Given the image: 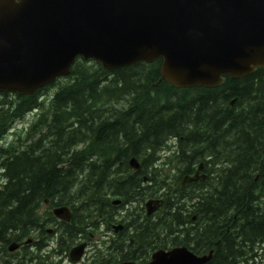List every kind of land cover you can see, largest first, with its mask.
<instances>
[{
  "label": "trees",
  "instance_id": "obj_1",
  "mask_svg": "<svg viewBox=\"0 0 264 264\" xmlns=\"http://www.w3.org/2000/svg\"><path fill=\"white\" fill-rule=\"evenodd\" d=\"M159 63L105 70L77 57L31 94L0 91V264H60L86 229L119 222L124 205L123 228L81 264L144 262L174 245L211 249L201 264H264V66L223 74L215 87L174 88ZM199 162L204 178L181 189ZM157 197L146 217L144 201ZM61 205L66 222L50 212ZM44 227L58 232L49 250ZM30 230L29 251L7 250Z\"/></svg>",
  "mask_w": 264,
  "mask_h": 264
},
{
  "label": "water",
  "instance_id": "obj_2",
  "mask_svg": "<svg viewBox=\"0 0 264 264\" xmlns=\"http://www.w3.org/2000/svg\"><path fill=\"white\" fill-rule=\"evenodd\" d=\"M76 56L103 69L160 58V79L174 88L215 87L222 74L264 66V0H0V91L31 94L66 75ZM129 163L138 167L134 157ZM201 168L180 182L202 180ZM160 203L146 200V215ZM51 210L69 216L65 206ZM82 248L73 246L69 258ZM209 256L180 245L120 264H201Z\"/></svg>",
  "mask_w": 264,
  "mask_h": 264
},
{
  "label": "bare ground",
  "instance_id": "obj_3",
  "mask_svg": "<svg viewBox=\"0 0 264 264\" xmlns=\"http://www.w3.org/2000/svg\"><path fill=\"white\" fill-rule=\"evenodd\" d=\"M73 63V62H72ZM8 92H11V91H8ZM15 93V92H14ZM166 141V140H165ZM168 141V140H167ZM164 144V143H163ZM166 145V144H165ZM168 145V144H167ZM164 146V145H163ZM169 148V147H168ZM167 149V148H166ZM164 150V149H163ZM162 150V151H163ZM157 153H159V152H157ZM166 153V152H165ZM161 154V153H160ZM158 155V154H157ZM166 158V157H165ZM165 162V161H164ZM163 163V162H162ZM165 164V163H164ZM163 165V164H162ZM128 166H130V163L128 162ZM132 168V167H131ZM133 169V168H132ZM136 169V168H135ZM164 169V168H163ZM162 169V170H163ZM173 169V168H172ZM174 170V169H173ZM176 174V173H175ZM188 174V173H187ZM187 174H185V175H187ZM178 175V174H177ZM189 175V174H188ZM190 175H192L191 173H190ZM184 176V175H183ZM182 176V177H183ZM181 177V178H182ZM180 178V179H181ZM149 199H153V198H149ZM159 199H161V198H159ZM146 200H148V199H146ZM145 200V201H146ZM144 201V202H145ZM119 202V200L117 199V198H114L113 200H112V203L113 204H117ZM143 203V202H142ZM161 203H162V200H161ZM161 203H160V205L154 210V211H152L149 215H146V213H144L145 214V216L146 217H148V216H151L152 215V213L153 212H155L160 206H161ZM64 206V205H63ZM126 206H128V205H126ZM53 207H58V206H53ZM143 207H144V204H143ZM126 210H128V209H126ZM144 212H145V207H144ZM118 213H119V211L117 212V214L115 215V217L117 218V220L119 221V223H118V225H120V228L116 231V232H118L119 230H121L122 228H123V222H121V215L122 214H120V215H118ZM69 217H70V215L67 217V219H61V218H56V220H58V221H64V222H66V221H68L69 220ZM41 220V219H40ZM53 228H54V226H53ZM44 229H45V233H46V235H48V234H50V232L52 231V228L50 229V228H47V227H44ZM86 231V235L85 236H79L78 238H79V240H89V238H90V235H92L91 234V230H88V229H86L85 230ZM32 230H30L29 231V234H27V235H25L24 237H22V238H20L18 241H15V240H12V241H10L11 243H13V244H15L16 246H18L19 248H20V250L23 248V251H26V249H27V247H31V246H33V244L38 240V238H37V235H38V233L36 232V230L35 231H33L32 233ZM57 234H58V232H54V233H52L51 234V236H53V243H54V245H57V241H56V239H57ZM44 237L42 238V240H46L47 241V238H45L46 236L45 235H43ZM48 236H50V235H48ZM47 236V237H48ZM50 242H52V241H50ZM81 244V242L80 241H77L76 242V244H75V246H79ZM10 244H8V246H9ZM8 246H7V249H8ZM175 246H180V245H174V246H170V247H168V248H158V249H162V250H164V249H171L172 247H175ZM155 250H157V249H155ZM154 250V251H155ZM153 252V251H152ZM152 252L149 254V258L148 259H150V255L152 254ZM211 252H212V250L211 249H209L206 253H208V254H211ZM124 261H128V262H131L130 260H124ZM124 261H118L116 264H120V263H123Z\"/></svg>",
  "mask_w": 264,
  "mask_h": 264
},
{
  "label": "rangeland",
  "instance_id": "obj_4",
  "mask_svg": "<svg viewBox=\"0 0 264 264\" xmlns=\"http://www.w3.org/2000/svg\"><path fill=\"white\" fill-rule=\"evenodd\" d=\"M88 64H92L93 65V63L92 62H87ZM29 118V117H28ZM27 118V119H28ZM16 124V127H21V126H23V125H25V123L24 122H15ZM132 208V205H128V206H126V205H124L121 209H118V211H119V213H118V215H120V214H122L126 209H128V210H130ZM100 229V230H99ZM98 229V232H96V233H98L97 235H99V236H107V235H111L112 234V231L111 230H109V229H107V230H104L105 228L103 227V226H101L100 228ZM33 231H35V230H32V232ZM31 232V233H32ZM91 234L92 235H90V238H89V240H95L97 237H96V235H95V233L92 231L91 232ZM107 234V235H106ZM45 238H47V241L48 242H50V241H52V242H50L51 244H54L53 243V236H46ZM99 239V238H98ZM96 244V243H95ZM92 247H93V242L92 241H90V244H89V246L87 247V249H86V251H84V254H83V256H82V259L81 260H84V258L93 250L92 249ZM33 248V247H32ZM29 249H30V246L29 247H27V249L26 250H28L29 251ZM80 260V261H81ZM255 260H258V258H255V259H250V260H248L249 261V264H259L258 263V261H255ZM61 264H69V262H67V260L65 259L64 261H61ZM79 264V263H78ZM261 264V263H260Z\"/></svg>",
  "mask_w": 264,
  "mask_h": 264
},
{
  "label": "flooded vegetation",
  "instance_id": "obj_5",
  "mask_svg": "<svg viewBox=\"0 0 264 264\" xmlns=\"http://www.w3.org/2000/svg\"><path fill=\"white\" fill-rule=\"evenodd\" d=\"M49 228H51V227H49ZM65 259H67V257L66 256H64V258H61V260H65ZM83 263V262H82Z\"/></svg>",
  "mask_w": 264,
  "mask_h": 264
}]
</instances>
